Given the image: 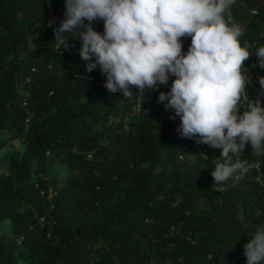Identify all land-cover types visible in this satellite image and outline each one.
Listing matches in <instances>:
<instances>
[{
  "label": "trees",
  "instance_id": "16d2710c",
  "mask_svg": "<svg viewBox=\"0 0 264 264\" xmlns=\"http://www.w3.org/2000/svg\"><path fill=\"white\" fill-rule=\"evenodd\" d=\"M230 9L256 97L264 0ZM63 13L64 0H0V264H244L264 226L251 166L260 160L264 177V154L246 142L233 161L247 171L211 186L220 148L182 138L157 101L175 77L150 93L130 86L129 98L109 92L99 68L85 71L78 39L55 46ZM92 26L103 32L102 19ZM179 39L184 53L191 38Z\"/></svg>",
  "mask_w": 264,
  "mask_h": 264
},
{
  "label": "clouds",
  "instance_id": "9594fccd",
  "mask_svg": "<svg viewBox=\"0 0 264 264\" xmlns=\"http://www.w3.org/2000/svg\"><path fill=\"white\" fill-rule=\"evenodd\" d=\"M233 3L235 0H64L63 19L52 29L59 50L69 48V35L80 41L77 51L85 71L99 68L109 92L120 90L129 98L133 96L130 86H136V93H150L174 76L157 101L172 110L171 119L179 117L176 131L182 138L220 148L211 171V186L219 191L224 190L225 181L238 180L247 171L245 162L233 161L246 142L257 154H264V75H257L256 97L249 94L246 83L251 79L243 61L251 53L247 42L241 45L243 29L230 9ZM251 12L258 10L252 8ZM96 19L103 20V32L92 26ZM185 36L191 39L182 53L179 38ZM254 54L257 59L251 67L264 69V45ZM251 166L257 168V179L264 187L261 161ZM250 236L243 245L244 264H260L264 260V226Z\"/></svg>",
  "mask_w": 264,
  "mask_h": 264
},
{
  "label": "rangeland",
  "instance_id": "374dc122",
  "mask_svg": "<svg viewBox=\"0 0 264 264\" xmlns=\"http://www.w3.org/2000/svg\"><path fill=\"white\" fill-rule=\"evenodd\" d=\"M9 149H10V147L7 146L6 149H4V150H9ZM5 165H6L5 162L0 163V171L3 170V169H5Z\"/></svg>",
  "mask_w": 264,
  "mask_h": 264
}]
</instances>
